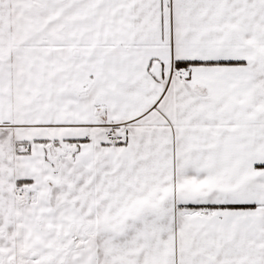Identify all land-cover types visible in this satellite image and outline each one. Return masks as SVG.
<instances>
[{"label":"snow or ice","instance_id":"snow-or-ice-1","mask_svg":"<svg viewBox=\"0 0 264 264\" xmlns=\"http://www.w3.org/2000/svg\"><path fill=\"white\" fill-rule=\"evenodd\" d=\"M0 264H264V0H0Z\"/></svg>","mask_w":264,"mask_h":264}]
</instances>
